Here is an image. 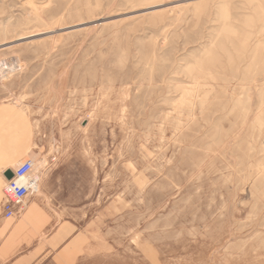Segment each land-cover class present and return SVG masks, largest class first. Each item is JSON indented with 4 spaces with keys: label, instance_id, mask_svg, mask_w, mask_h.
I'll list each match as a JSON object with an SVG mask.
<instances>
[{
    "label": "rangeland",
    "instance_id": "1",
    "mask_svg": "<svg viewBox=\"0 0 264 264\" xmlns=\"http://www.w3.org/2000/svg\"><path fill=\"white\" fill-rule=\"evenodd\" d=\"M0 216L28 264H264V0H0Z\"/></svg>",
    "mask_w": 264,
    "mask_h": 264
},
{
    "label": "crops",
    "instance_id": "2",
    "mask_svg": "<svg viewBox=\"0 0 264 264\" xmlns=\"http://www.w3.org/2000/svg\"><path fill=\"white\" fill-rule=\"evenodd\" d=\"M3 220L4 218L0 216V264H28L26 259L29 258V256L27 255L15 261H12L11 259L12 257L11 250H13V247L15 246L16 243L20 242L19 240H20L21 226L15 225L7 229L4 227ZM23 233H26V231H24ZM48 248L50 249V247ZM39 249L40 252L42 250L39 257L44 258L46 256L45 243H40Z\"/></svg>",
    "mask_w": 264,
    "mask_h": 264
},
{
    "label": "water",
    "instance_id": "3",
    "mask_svg": "<svg viewBox=\"0 0 264 264\" xmlns=\"http://www.w3.org/2000/svg\"><path fill=\"white\" fill-rule=\"evenodd\" d=\"M4 177L7 181H11L14 178L13 171L9 170L4 173Z\"/></svg>",
    "mask_w": 264,
    "mask_h": 264
},
{
    "label": "bare ground",
    "instance_id": "4",
    "mask_svg": "<svg viewBox=\"0 0 264 264\" xmlns=\"http://www.w3.org/2000/svg\"><path fill=\"white\" fill-rule=\"evenodd\" d=\"M10 159H11V157H9V159H8V160H10ZM21 159H22V158H21ZM21 159H20V160H21ZM45 159H46V158H45ZM10 161H11V160H10ZM12 161H13V158H12ZM12 161H11V162H12ZM41 161H42V159H41ZM43 163H45V162H43ZM7 165H8V164H7ZM44 165H45V164H43V166H44ZM41 166H42V164H41V163H39L38 165H36V166H35V170H37V171H38V170L41 168ZM9 170H11V171H12V169H11V168L7 169L6 171H9Z\"/></svg>",
    "mask_w": 264,
    "mask_h": 264
},
{
    "label": "built area",
    "instance_id": "5",
    "mask_svg": "<svg viewBox=\"0 0 264 264\" xmlns=\"http://www.w3.org/2000/svg\"><path fill=\"white\" fill-rule=\"evenodd\" d=\"M14 173V172H13ZM15 177H16V175H15V173H14V178L11 180V181H8V182H12L14 179H15Z\"/></svg>",
    "mask_w": 264,
    "mask_h": 264
}]
</instances>
